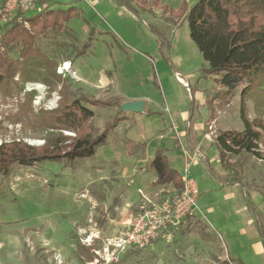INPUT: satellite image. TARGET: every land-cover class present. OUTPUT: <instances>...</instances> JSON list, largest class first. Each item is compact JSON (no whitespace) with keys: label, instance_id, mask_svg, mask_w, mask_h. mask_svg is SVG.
I'll return each mask as SVG.
<instances>
[{"label":"rangeland","instance_id":"obj_1","mask_svg":"<svg viewBox=\"0 0 264 264\" xmlns=\"http://www.w3.org/2000/svg\"><path fill=\"white\" fill-rule=\"evenodd\" d=\"M159 1L161 7L153 8V14L141 12V17H136L114 0H75L72 2L82 13L67 24L73 34L50 31L38 38V45L58 65L69 61L74 65L78 80L62 75L68 99H116L123 103L139 98L146 102V110L140 114L124 112L127 119L111 132L107 145L100 147L95 156L71 163L46 161L31 167L15 164L9 176L0 174V264H90L87 257H95L94 249L114 236L126 204L137 202L138 188L147 187L153 178L154 172L146 168L147 161L160 148L166 150L170 165L182 177L186 167L184 154L189 157L192 177L200 189L198 208L185 219L172 241L161 240L143 250H134L120 263L239 264L231 259L230 250L243 264H264V256L248 246L252 230L242 235L237 228L252 223L247 221V213L232 205L233 211L227 205L225 196L234 190V185L218 187L205 162L189 150L186 135L194 97L193 129L199 144L213 168L227 174L214 140L220 129H244V86L235 91L229 102L216 100L212 114L209 101L221 87L215 76L204 73L208 64L190 37L188 22L180 20L177 26H171L162 18V6L178 9L184 2L192 6L198 0ZM60 2L64 8L72 4L70 0ZM37 13L28 11L25 15L32 17ZM12 19L1 12L0 3V36ZM144 20L171 28L169 53L162 55L157 37ZM89 40L91 47L77 58V48ZM60 90L61 85L51 88L30 82L11 97L0 94V145L14 139L43 145L41 138L25 136L22 124L14 123V113L20 103H29L35 112L55 109L61 99ZM92 109L93 126L101 131L119 108ZM247 113L250 119L264 117V110L254 97L247 100ZM140 152L145 156H128ZM231 160L237 167L242 165V181L264 215L263 195L259 192L264 190V160L246 152ZM136 169L138 172L133 173ZM235 202L240 204V200ZM211 218L218 219L227 235L213 225Z\"/></svg>","mask_w":264,"mask_h":264},{"label":"trees","instance_id":"obj_2","mask_svg":"<svg viewBox=\"0 0 264 264\" xmlns=\"http://www.w3.org/2000/svg\"><path fill=\"white\" fill-rule=\"evenodd\" d=\"M114 1L136 17H141V12L153 14V8L161 7L159 0ZM162 8V18L171 26H177L180 20L188 22L190 37L208 64L204 73L215 76V82L221 87L209 101L212 114L216 100L229 102L235 91L244 86L241 94L244 129H220L214 140L221 166L228 171L227 174H221L213 168L199 144L193 129L196 112L194 97L186 135L189 150L197 153L205 162L211 176L222 185L238 187L264 248V215L252 201L242 181V165L237 167L231 160L232 156L241 152L264 160V117L260 115L250 119L247 113V100L250 97L257 99L264 110V0H198L192 6L184 2L178 9ZM79 15V10L74 6L47 7L32 17L19 12L5 25L0 36V94L5 98L11 97L20 93L30 82H41L51 88L61 85V99L57 108L39 112L33 111L29 103L18 105L14 123L22 124L25 136L41 138L45 142L43 145H31L23 139L4 141L0 145V174L4 176L10 175L15 164L31 167L46 161L71 163L95 156L100 147L107 145L111 132L127 119L124 112L120 111L122 103L119 100L96 101L88 97L68 99L65 79L57 72L58 63L37 43L39 37L50 31H64L72 35L73 30L67 24ZM144 21L157 37L162 55L169 53L172 45L169 36L171 28L164 29ZM91 44L89 40L77 48L76 57L83 56ZM96 106L119 108L113 120L101 131H96L93 126L95 113L92 107ZM149 167L157 175V186L171 185L177 191L183 189V178L170 165L165 149L156 151ZM259 192L264 201V190ZM197 222H201L200 219ZM87 260L91 262L94 257L90 255ZM233 261L243 264L241 260Z\"/></svg>","mask_w":264,"mask_h":264},{"label":"built area","instance_id":"obj_3","mask_svg":"<svg viewBox=\"0 0 264 264\" xmlns=\"http://www.w3.org/2000/svg\"><path fill=\"white\" fill-rule=\"evenodd\" d=\"M57 1L60 0H0L1 12L12 19L19 12L39 13ZM57 72L78 80L70 61L60 64ZM32 88L35 89V86ZM184 173L181 191L151 196L140 190L141 199L133 219L119 234L108 238L100 248L94 249L95 257L90 264L118 263L132 250H143L159 240L172 241L184 220L198 208L200 198L199 184L192 177L190 164L186 165ZM88 239L92 242L93 236Z\"/></svg>","mask_w":264,"mask_h":264},{"label":"crops","instance_id":"obj_4","mask_svg":"<svg viewBox=\"0 0 264 264\" xmlns=\"http://www.w3.org/2000/svg\"><path fill=\"white\" fill-rule=\"evenodd\" d=\"M62 1V0H61ZM71 2L70 3H72L71 5H69L68 7H71V6H74V7H76L75 6V4L72 2V1H75V0H70ZM88 1V0H87ZM61 3L62 2H60V1H57V2H55V3H52L51 4V8H64V6H62L61 5ZM93 7H94V5H93ZM78 10H79V13L81 14L82 12L80 11V9L78 8V7H76ZM136 18V17H135ZM157 39V38H156ZM74 66V65H73ZM133 100H141V99H139V98H131V99H129V100H126V101H133ZM125 101V102H126ZM145 110H146V107H145ZM145 112V111H144ZM183 136H184V134H182L181 135V138H183ZM179 139V138H178ZM177 139V140H178ZM178 142V141H177ZM177 146H178V148H179V145L177 144ZM147 147V144L145 143V153H146V148ZM168 153V152H167ZM186 153V152H185ZM129 157H135V158H141V157H144L145 155L142 153V152H140V154H132V155H128ZM197 157V156H196ZM184 158H185V163H186V165L187 164H192V162L191 161H189V157H187V156H185V154H184ZM150 161H151V159L149 160V161H147V165L149 166V163H150ZM193 165V164H192ZM147 169L149 168L150 170H151V172H154V176H153V178L151 179V181L147 184V187H143V186H141V187H139L138 188V193H139V191L141 190V191H143L144 193H146V194H148V195H151V196H154V195H157L158 193H165V192H171L170 190H175L174 188H171L170 186H163V187H160V186H157L155 183H156V181H157V175H156V173H155V171L154 170H152L150 167H146ZM145 169V168H144ZM144 169H142V170H144ZM148 171V170H147ZM138 172V169H136L135 170V172H133V173H137ZM213 178V177H212ZM214 179V178H213ZM214 180H216V179H214ZM216 184L218 185V187L220 188V186H222V184L221 183H219L217 180H216ZM217 185H215V186H217ZM232 186V185H231ZM226 187H224L223 188V190L225 189ZM232 188L234 189V190H231V191H229V192H227V195L225 196V199H226V202H227V205L228 206H230V208H231V210H233V211H235V207H236V210L237 211H239V212H241V213H247V221L249 220V222H252V223H249L246 227H245V225H239V227H237V228H239L240 229V231H241V234L242 235H246L245 233L248 231V230H252L251 231V234H252V236H251V241L250 242H248V246L249 247H251L253 250H255L256 252H257V254H259V255H263L264 256V248H263V245H262V242H261V239H260V237H259V234H258V232H257V229H256V226H255V223H254V220H253V218L251 217V214H250V212H249V209H248V207H247V204H246V202H245V200H244V198H243V195L241 194V192H240V190L238 189V187L237 186H232ZM140 196V194L138 195V201L137 202H135V203H132V204H130V202H128L127 204H126V210L124 211V214H123V216L121 217V221H120V227H119V229H118V231L114 234V236L117 234V233H119L120 231H122L129 223H130V221L133 219V217H134V215H135V210H136V208H137V205H138V203H139V201H140V199H141V197H139ZM235 200H240V204L238 205V203H236L235 202ZM232 205H234V206H232ZM246 209V210H245ZM231 214V213H230ZM185 221V220H184ZM211 221H213V225H215V227H217V229L218 230H222V231H224V229L219 225V221H218V219L216 218V219H213V218H211ZM239 224V223H238ZM232 225V224H231ZM231 225L229 224V228H232L231 227ZM244 226V227H243ZM233 228H235V227H233ZM225 232V231H224ZM226 233V235H227V232H225ZM159 241H161V240H159ZM227 243H228V239H227ZM159 243H157V245H158ZM229 249V248H228ZM131 253V252H130ZM229 253H230V255H231V259L233 260H241L243 263H244V261L242 260V259H237V258H235L232 254H231V252H230V250H229ZM127 255V254H126ZM92 262V261H91ZM237 262V261H236ZM239 263V262H238ZM240 264V263H239Z\"/></svg>","mask_w":264,"mask_h":264},{"label":"water","instance_id":"obj_5","mask_svg":"<svg viewBox=\"0 0 264 264\" xmlns=\"http://www.w3.org/2000/svg\"><path fill=\"white\" fill-rule=\"evenodd\" d=\"M146 102L144 100L126 101L121 104L120 111L132 113H144Z\"/></svg>","mask_w":264,"mask_h":264}]
</instances>
